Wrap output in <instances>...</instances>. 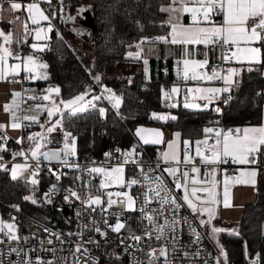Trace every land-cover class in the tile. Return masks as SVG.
<instances>
[{"label": "built area", "instance_id": "2783aa9c", "mask_svg": "<svg viewBox=\"0 0 264 264\" xmlns=\"http://www.w3.org/2000/svg\"><path fill=\"white\" fill-rule=\"evenodd\" d=\"M29 1L45 11L61 8L63 2L0 0L22 7ZM207 3L209 11L189 15L190 23H222L224 0ZM84 10L81 7L80 15ZM260 22L255 13L246 21L249 26ZM37 25L44 27L45 22ZM210 43L218 47V58L198 67L196 74L170 78L161 96L167 104L181 100L206 108L208 102L219 111V115L207 120L210 132L233 134L236 127L224 129L221 119L222 108L229 100V84L219 78L218 88L206 98L200 93V87L209 83L208 73H225L234 64V57L219 36L213 35ZM5 81L16 83L8 93L7 118L19 124L18 135L24 139L30 125L46 112L47 92L58 85H38L27 72L10 74ZM212 141L211 136L206 137L201 147L205 155L209 154ZM135 144L131 148L109 149L99 156L70 155L48 162L32 157L21 141L0 126V165L27 164L31 172L43 178L46 184L42 198L53 207L50 216L58 223L46 224L18 206H10L6 219L12 235H0V264H229L214 239L218 231L190 209L175 186L179 176L166 170L175 165L187 175L188 168L209 169L212 165L197 158H182L177 163L163 161L156 148L137 141ZM181 154L191 155L190 147L182 145ZM256 158L257 154L251 155L249 164L264 166ZM216 166L237 175L233 160L222 158ZM114 167L122 175L119 184L110 175ZM129 197L133 200L131 209L126 204ZM244 257L243 264H260L259 258L248 256L246 250Z\"/></svg>", "mask_w": 264, "mask_h": 264}, {"label": "trees", "instance_id": "16d2710c", "mask_svg": "<svg viewBox=\"0 0 264 264\" xmlns=\"http://www.w3.org/2000/svg\"><path fill=\"white\" fill-rule=\"evenodd\" d=\"M170 0H63L64 12L77 13L80 7L88 10L95 30L89 35L77 34L59 15L56 8L49 39L43 49L31 51L28 41L23 43L22 52H33L44 64L45 77L36 79L41 85L45 82L58 84L61 98L72 97L82 91L94 90V86L104 83L120 95L121 103L117 110L107 107L100 116L95 109L70 114L64 126L74 137V155L77 158L99 156L109 149H125L136 144L133 129L137 125L156 126L163 130L165 138L173 131L180 134L182 143L193 142L203 136L207 120L219 111L209 105L206 108H191L177 101L167 104L163 101L162 89L169 86L170 66L175 52L182 56L186 51L201 49L207 53L208 61L217 59L215 47L201 44L160 43L157 39L167 31L165 13L162 6ZM52 10H49V12ZM5 27V25H2ZM28 36V35H27ZM75 38L83 41L85 52L79 54ZM165 59L148 56V70L141 66L142 59L127 57V50H134L136 44H151ZM77 45V44H76ZM260 60L240 65L235 86H230L229 100L222 108L221 119L224 129L245 124H259L264 105V37L259 41ZM152 48V47H151ZM203 55H198L202 57ZM132 67V69L129 68ZM167 68V72L163 68ZM148 71V72H147ZM153 112H167L160 119ZM30 129V127H29ZM62 141V131H55L48 145L58 146ZM150 149L156 145L147 144ZM259 162L264 163V144L257 151ZM9 165L0 168V213L6 219L10 206H18L32 217L57 226L49 217L53 207L46 203L39 189L41 202L35 203L26 198L28 186L22 179L10 176ZM45 186L46 182L42 178ZM40 182V183H41ZM45 188V187H44ZM219 223L218 219H214ZM216 240L229 264H243L244 252L257 256L264 264V180L258 175L254 199L243 205L237 222V234L219 232Z\"/></svg>", "mask_w": 264, "mask_h": 264}, {"label": "crops", "instance_id": "0c3cea01", "mask_svg": "<svg viewBox=\"0 0 264 264\" xmlns=\"http://www.w3.org/2000/svg\"><path fill=\"white\" fill-rule=\"evenodd\" d=\"M38 1L42 3L56 0ZM34 3L36 4V2ZM0 4L4 5L2 2ZM161 8L165 13L164 19L168 27L165 33L157 37L160 43L201 44L204 47H212L210 39L213 35H217L227 44L229 53L234 57L233 65L238 68L239 72L240 65L255 63L260 60L258 44L260 39L264 37V0H224L221 15L222 23H190L188 21V16L191 14L209 11L210 6L207 0H170L168 4ZM17 13V17H19V12ZM51 13L50 11L49 15ZM252 13L260 16L261 22L259 25L249 26L246 23L248 16ZM51 20L53 21V18ZM151 44L154 45L150 49L152 51L151 55L159 58V48L155 44ZM1 46L0 126L15 137V134L18 136L19 124L9 121L7 118V97L9 90L15 87L16 83L5 81V77L10 74L18 75L22 72H29L24 68L22 56L12 52L17 47L16 43L13 41L6 43L4 51ZM213 47L218 51V47ZM134 49L136 51V58L134 59H142L141 48ZM148 50L149 48L146 52ZM166 51L167 53L160 55V58L165 59L167 55L169 56L170 49H166ZM200 54L203 56L198 57ZM218 56L219 54H217V58ZM146 57L148 59V56ZM208 62L207 53L202 52L201 49L186 51L182 56L175 52V56L172 57L171 61L170 75L175 79H182L187 74H196V69ZM223 74L210 72L206 75L209 83L200 87L202 97L206 98L210 92L218 88L217 81L219 78L223 79ZM238 74L235 76L236 79L234 77L235 81ZM227 83L231 86V83ZM207 103L205 107L209 106V103ZM143 126H147L148 130L143 129ZM135 128L138 131L141 130L138 132L139 135L145 134L148 137L141 138L140 143L155 145L154 143L158 144L160 141L159 127L137 125ZM155 130L157 133H155ZM207 136H211L213 141L210 145L209 154L205 155L201 151V147ZM263 144L264 105L259 124L238 126L233 134H212L208 127H205L203 136L191 143L187 141L182 143L179 132L173 131L163 143L160 153V158L163 161L177 163L182 158H197L201 162L212 165L209 169H193L190 171V168H188L187 175L183 174L182 170L175 165L167 167L166 170L179 176L178 188L183 194L186 204L198 217L203 218L206 223L218 231L214 234L215 237L219 232L237 234V222L241 209L244 204L250 203L256 195L258 175L264 180V166L249 164L250 156L257 154L259 147ZM182 145L190 147L191 155L182 156ZM222 158L235 161L237 175L232 176L225 168L216 166V163ZM222 184L228 190L224 197L221 195ZM214 219H218L220 222L215 223Z\"/></svg>", "mask_w": 264, "mask_h": 264}, {"label": "rangeland", "instance_id": "374dc122", "mask_svg": "<svg viewBox=\"0 0 264 264\" xmlns=\"http://www.w3.org/2000/svg\"><path fill=\"white\" fill-rule=\"evenodd\" d=\"M20 7L21 6L16 3H7L4 5L0 4V45H2L1 47L4 51L6 43H11L12 41L16 43L17 47L12 52L22 56L25 70L36 78H44V64L39 61L33 52H22V45L28 41V46L31 48V51L36 52L43 49L46 41L49 39L50 30L52 28L50 19L55 17V11L52 10V13L49 15V12L45 11L41 5L38 3L35 4L31 1L28 2L24 8ZM80 10L81 7L77 10L79 15ZM17 12H19V17L16 18L15 14ZM62 12L63 10L59 8V15L63 18ZM42 21L45 22V26L39 27L37 24ZM2 25H5V28L7 29H3ZM75 40L77 44H75V47L77 48L78 53L83 55L86 50V48L82 47L84 45L83 41L80 38H75ZM152 42L154 44L155 41L152 40ZM153 46L154 45L152 44H136L137 49L141 48V56L143 55L141 66L145 69V71L146 68L148 70V61L146 56H150L152 54L150 49ZM147 48H149L148 52H146ZM125 55L134 59L136 58V51L135 49L127 50ZM129 68L132 69L130 66ZM238 73V68L233 65L230 70L223 74V79L224 81L231 83V86L234 87L236 81L238 80L237 78L235 81V76H237ZM46 96V112L42 119L30 125V129L24 139H20L19 135L17 136L16 134L15 137L18 141L23 143L24 148L32 157H41L48 162L58 161L62 156L74 155V137L71 131L64 126V123L68 120L70 114L83 112L88 109H95L100 116H103L108 106L117 110L121 103L120 95L115 93L104 83H100L98 86L95 85L94 90L91 89L89 92L82 91L68 98H61L57 88L49 90ZM182 103L191 108H204L196 103H187L184 101H182ZM152 114L154 116H158L160 119H164L167 115H170V113L167 112H153ZM143 129H147V126ZM57 130L62 131L61 144L58 146L48 145L50 136ZM140 131L141 130L138 131L137 128L133 129V136L137 142H140L141 138L147 137L145 134L139 135L138 132ZM155 133H157L156 130ZM158 133L161 135L160 141L158 144H154L156 145L155 148L160 157L163 143L167 138H165L166 135L162 129H159ZM1 167H4V165H0V168ZM8 170L12 178L22 179L27 183L28 191L26 193V198L35 203L41 202L42 199L40 198L38 191L40 189L42 194L45 186L43 185V182H41L42 178L40 176L31 172L29 166L23 163L9 165ZM110 175L114 183H121L122 175L118 167H114V169L110 170ZM175 186L179 187V182H175ZM227 192L228 190L225 189L222 184V197H224ZM126 204L128 209L133 207V200L131 197L127 199ZM49 217L52 218L50 214ZM1 234L12 235L9 230V221L0 213V235ZM214 239L216 240L215 236ZM221 253L224 255L222 251Z\"/></svg>", "mask_w": 264, "mask_h": 264}, {"label": "water", "instance_id": "95a60500", "mask_svg": "<svg viewBox=\"0 0 264 264\" xmlns=\"http://www.w3.org/2000/svg\"><path fill=\"white\" fill-rule=\"evenodd\" d=\"M18 13L15 14L17 17ZM80 18H77L75 13L64 12L63 20L70 25V28L80 34L89 35L91 31L95 30V25L93 23L92 17L88 10L82 11ZM62 210L66 212V208L63 207Z\"/></svg>", "mask_w": 264, "mask_h": 264}, {"label": "bare ground", "instance_id": "6f19581e", "mask_svg": "<svg viewBox=\"0 0 264 264\" xmlns=\"http://www.w3.org/2000/svg\"><path fill=\"white\" fill-rule=\"evenodd\" d=\"M29 2H30V1H29ZM2 3H4V4L9 3V4H10V2H2ZM27 3H28V2H27ZM27 3H26V4H27ZM16 4H18V3H16ZM26 4H25V5H26ZM18 5H19V4H18ZM19 6H21V5H19ZM24 7H25V6H23V7L21 6L20 8H24ZM54 28H56L55 24H54ZM56 29H57V28H56ZM77 34H80V33H77ZM83 35H84V34H83ZM164 68H165V67H164ZM166 69H167V68H166ZM57 85H58V84H57Z\"/></svg>", "mask_w": 264, "mask_h": 264}]
</instances>
